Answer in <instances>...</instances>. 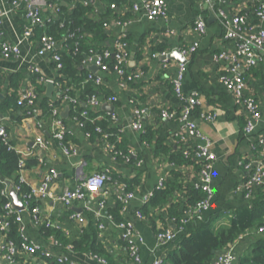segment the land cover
I'll return each mask as SVG.
<instances>
[{
    "label": "crops",
    "instance_id": "0c3cea01",
    "mask_svg": "<svg viewBox=\"0 0 264 264\" xmlns=\"http://www.w3.org/2000/svg\"><path fill=\"white\" fill-rule=\"evenodd\" d=\"M9 1L0 0V4L9 9ZM136 1L112 0L116 8H111L109 4L110 15L103 17L107 33L104 44L106 48H111L114 40L122 33L125 34L130 55L135 47L134 64L128 63V70L141 72L139 78L125 86L119 85V80L114 74H103L104 87L108 93L117 97V100L110 104L116 113V119L111 121V126L116 128L117 137L122 140L121 147L126 149L124 153L128 150L133 152L132 162L114 157L98 135L92 139L86 137L84 131L70 119L66 122L68 141L76 146V156L64 155L57 142L52 139L51 119L42 116L29 117L23 110L14 113L3 111L2 114L10 139L16 148L26 152V158L37 162L32 168L22 172L27 187L37 189L50 168L57 171L56 177L48 186L47 195L41 199L38 208L39 213L48 218L54 228L68 239L65 244L78 239L82 235V230L92 229L97 244H102L103 250L114 261H124L127 258L128 251L121 230L104 217L108 213L107 208H115L117 203L115 193L124 183L121 180H126L130 183L128 190L134 192L135 198L125 210L121 211L120 218L133 222L135 231L143 238L140 245L141 264H151L157 258L167 257L175 248V244L166 247L158 244L155 235L158 229L169 226L176 231L181 225L180 233H182L190 231L194 223V218L188 217L185 211L189 206L187 192L197 181V170L192 164H184L179 153L183 150H193L195 144L200 143L201 140L191 139L178 118L166 119L160 116L162 108L179 112L182 105L175 97L172 88V78L181 59L178 51L181 44L199 41V47L192 54L185 71L182 88L186 95H194L198 99L191 116L198 130L210 142V150L216 157L212 168L213 207L209 211L217 209L226 214L245 203L241 192L237 190L244 177L241 164L253 156L264 157V145H260L256 153L250 149V143L243 134L245 109L234 102L231 93L220 81L227 66L222 62H215L213 55L222 50L234 49V44L223 38V29L217 18L220 5L215 0H165L166 17L149 19L143 11H132V4ZM255 4L256 0H229L221 7L228 15L242 13L247 16L249 22L257 24L260 22L253 13ZM94 5L92 15L97 20L107 5L102 0L94 1ZM19 13H9L4 29L11 41H20L21 55L15 59L0 58V71L5 78L1 84L2 89L8 85L10 74L20 72L23 75L18 83V98L20 94L24 95L30 86L34 87L30 81L31 75L26 71L28 63L38 64L46 79L52 80L57 75L48 57L36 55L35 41L21 40L22 16ZM43 14L46 19L55 16L49 8H44ZM199 15L206 21V32L201 37L193 30L194 22ZM117 21H129V23L120 26ZM261 25L264 28V22ZM243 76L247 84V92L254 96L259 107L260 119L256 133L263 134L264 59L243 71ZM45 90L44 86V90L39 93L40 98H43L42 94ZM55 94L54 85L51 98H54ZM205 113H215L216 117L212 121L205 120L202 118V114ZM137 121L142 125L140 130L132 128V124ZM146 130L147 135H143ZM37 135L44 137L48 144L46 148H41L35 143ZM103 170L111 172V180L106 184L99 198L88 194L84 200H74L70 205L60 201L58 197L63 189L73 188L86 176ZM174 171L179 174L178 177L173 173ZM160 179L176 182L179 186L171 192L165 207H154L150 210L152 218L146 216L143 219L136 218V212L146 204L144 197L152 195L157 190ZM9 185L11 184L6 183V188ZM103 198L106 201L105 208L98 204ZM168 209L170 211H167ZM78 212L83 218L81 223L70 218L73 213ZM168 212L177 214L175 217H178V222L174 216L170 217ZM24 218L30 239L40 243L42 247L49 248L52 245L50 239L43 236L36 225H32L28 212H24ZM226 222V219L217 221L218 224ZM99 224H104V228L99 229ZM256 234V231H251L236 243L237 254L244 252L253 240L251 237ZM4 239L5 237L0 233V246ZM54 251L58 254H66L76 264H106L94 259L89 251L70 252L61 247L55 248ZM0 264L6 263L0 258ZM12 264L57 263L53 260L48 261L40 255L19 253Z\"/></svg>",
    "mask_w": 264,
    "mask_h": 264
},
{
    "label": "built area",
    "instance_id": "2783aa9c",
    "mask_svg": "<svg viewBox=\"0 0 264 264\" xmlns=\"http://www.w3.org/2000/svg\"><path fill=\"white\" fill-rule=\"evenodd\" d=\"M60 0H10V8L7 9L0 4V58L1 59H15L20 57L21 48L20 41L13 42L7 36L4 29V23L9 13L16 12L22 16L23 25L21 26V40H32L34 36V29L45 25L46 21L52 20L58 17L60 13L59 3ZM100 1V0H92ZM220 6L217 11L218 21L223 29L224 40L231 41L234 44L232 50H222L213 55L215 62H222L226 64V72L221 77L220 81L227 91H229L234 99V102L238 105H242L245 109V124L243 126V134L250 143V149L256 153L260 145H264V132L263 134H257V124L260 119V112L258 103L254 96L247 92V84L243 76V71L250 69L257 63L264 59V28L261 25L264 22V0H256V4L253 9L255 17L260 23H251L247 20V16L242 13H234L228 15L221 7L229 0H215ZM111 8H116L114 3L110 4ZM49 8L55 14L54 18L46 19L43 14V9ZM132 11H143L149 19H155L157 17H166L167 8L165 0H137L132 4ZM129 21H117L120 26H126ZM106 25V24H104ZM64 25L61 24V27ZM194 32L197 36H202L206 32V21L203 16H197L194 26ZM79 30L68 32L64 41L74 39L75 50H77ZM125 34H121L117 37L111 48H105L102 50L89 49L83 56L81 61L82 66L94 65L97 67L95 74H88V78L92 79L94 83L100 84L103 82V74L112 73L119 80L120 86H125L130 82H133L140 77L141 72L139 70H128V63L130 60V54L128 50V42L124 39ZM36 42V55L42 57H48L51 62L55 63L54 70L58 73L62 67L61 59L58 53V49H63L66 45L63 43L56 42L51 36L42 35ZM199 47V41L194 40L190 43H183L178 47L180 54V61H178L175 74L172 78V88L175 97L181 102V108L179 112L171 111L166 108L160 110V116L166 119L178 118L179 121L187 129V134L191 139H200L201 142L195 144L193 150H183L182 154L185 158H191L193 161L199 164L197 171V181L193 183V188L202 194V197L192 205L188 206L185 213L188 217L194 218L195 216L202 215L204 212L209 211L213 207L214 198V186L212 168L216 159L214 153L210 150V142L201 134L197 128L196 122L192 119V112L198 104V99L194 95H186L182 88L183 78L187 69L189 60ZM26 71L30 75H37L38 81L45 82V75L42 73L41 68L38 64L30 62L26 66ZM0 71V75H1ZM54 83L57 89L60 84L56 78L50 80ZM68 89H64L59 93L55 94L51 100L59 99L62 103H67L75 106L80 100L76 96L67 94ZM40 94L35 90L34 87L30 86L24 95H19L17 98V104L24 107V113L26 116H39ZM117 100L116 95H112L105 100L106 103H114ZM104 101L101 100L99 95H90L84 102V105L90 109L97 110L101 107ZM64 108L60 106L52 107L53 117L50 120V133L53 140H55L64 155L76 156L77 148L70 141L65 138L68 132V126L62 121L60 116L61 111ZM110 117V121L116 119V113L107 112ZM81 116L87 118L86 110L80 113ZM216 117L215 113L202 114V118L208 121L214 120ZM95 119V118H94ZM72 121L82 129L83 123L73 117ZM132 128L140 130L142 125L139 121L132 124ZM96 133L101 134L102 141L105 142V147L110 152L114 150L113 144L107 141V133H105L101 127L96 126L94 128ZM86 137H90L89 132L84 131ZM0 141L9 148H14L21 157L18 162L20 168V181L26 184V180L22 174L24 171V159L26 158V152H22L16 148L15 145H10V135L5 123V118L0 111ZM41 148L48 146L43 136L37 135L35 138ZM114 154L122 156L125 161H129V156L133 155L131 150L127 153L123 151H114ZM115 157V156H114ZM242 170L244 171L243 181L237 190L241 192L245 201L253 199L255 191L264 185V157L253 156L251 159H247L241 164ZM57 171L50 168L48 172L43 176L42 181L36 188H31L30 193L23 194V210H15L11 206L10 199L6 200L0 205V233L5 237L3 244L0 246V258L8 264L14 262V258L19 253H27L40 255L48 261H54L57 264L68 263L76 264L66 254H58L54 251L55 248L61 247L66 251H74L72 244H63L56 238H50L52 247H42L40 243L34 242L28 235V226L24 218V212H28L31 218L32 225H37L41 217H39V208L37 206L32 207L31 210H27L26 205L29 204L30 195H35L43 199L48 193V186L52 180L56 177ZM110 176L108 170L100 172H94L86 176L80 183L75 185L73 188H65L59 195V199L65 205H70L72 201H82L86 196L92 195L98 198L102 194V190L109 182ZM164 186V179H160L157 185V189ZM120 188L115 193V200L122 204V211L126 209L129 203L135 198L133 191H128L126 186L121 184ZM19 187H17V190ZM7 191L6 186L1 190L4 194ZM8 192V191H7ZM152 195L144 197V203H147ZM102 208L106 207V201L100 199L98 202ZM105 219L113 223L118 229L121 230V236L126 242L128 256L130 264H141L142 258L140 254V245L143 238L137 234L134 228V224L129 220L116 221L114 216L110 213L104 215ZM143 214L140 211L136 212V218L143 219ZM11 218L12 221H9ZM71 219L83 222V218L80 213H73L70 216ZM11 222L17 226V241L8 239L5 231L11 225ZM46 225L54 227L52 222L46 218ZM99 229L104 228V224L98 225ZM181 225L176 231L171 229L169 226L160 228L156 232V240L161 247L169 246L170 244L177 243V237L181 231ZM257 233H264V225L257 229ZM245 235H241L233 243L225 247L220 251L212 264H238L239 257L243 254H237L235 245ZM252 241H250L251 243ZM249 243V244H250ZM90 255L105 263L104 260L98 258L96 255L90 253ZM164 258H157L153 260L151 264H162Z\"/></svg>",
    "mask_w": 264,
    "mask_h": 264
},
{
    "label": "trees",
    "instance_id": "16d2710c",
    "mask_svg": "<svg viewBox=\"0 0 264 264\" xmlns=\"http://www.w3.org/2000/svg\"><path fill=\"white\" fill-rule=\"evenodd\" d=\"M63 1L65 5H60V13L58 17L52 20L46 21L45 25L37 27L34 29L33 41H37L40 36L48 35L51 36L56 42L63 43L66 46L63 49H58V53L61 59L62 67L59 69L56 79L60 86L56 89V94L64 89L67 90V94L71 96H76L79 98V102L73 106L67 103H62L59 99L51 100V98H40L39 107L40 115L43 118L51 119L52 107L60 106L64 108L68 107V114L66 118H62V121L66 124L67 120H72L73 117H77L83 123L82 130L90 133V138L98 135L99 139L102 140V136L96 133L94 128L96 126L101 127V129L107 133V141L113 144L114 151H125L122 148V140L117 137L116 128L111 126V121L109 114L103 112L101 109L93 110L84 105V102L90 95L96 94L101 97V100L105 102L108 97L114 95L108 93V90L104 87V82L100 84L94 83L92 79H89L88 74H95L88 70L85 66L81 65L83 56L87 53L89 49L102 50L106 48L104 45L106 43L107 33L104 28V19L106 15H110L108 10L109 4L112 0H102L104 4L107 5L100 13V17L96 20L92 13L94 12V1L92 0H60ZM61 24L64 26L61 27ZM23 25V20L21 26ZM79 30L77 33L78 44L77 50H75L74 39L64 41L66 34L71 31ZM128 41L127 37L124 38ZM54 67L55 63L51 62ZM23 75L20 72H15L10 74L8 78V85L4 89L1 88V84L4 82L3 75H0V111L17 112L18 110H23L22 105L17 104V92L18 83L22 79ZM30 81L33 84L35 90L41 93L44 90V83L38 81L37 75H31ZM3 90V91H2ZM102 95V96H101ZM86 110L87 118L80 115L82 111ZM100 119H98V117ZM95 118V119H94ZM149 134V133H148ZM147 135V130L143 133ZM68 141V132L65 135ZM14 145L12 141L9 143ZM115 157L124 158L118 154H114ZM21 155L14 148H9L0 141V205L6 200L10 199L8 192L4 194L1 190L5 187V184L10 183L13 189L18 193L19 197L23 200V194L30 193V188L20 181V173L18 162ZM184 164H192L193 167L198 171L199 164L193 161L191 158L187 159L183 156L182 152L179 153ZM131 156H129V162H132ZM37 162L31 158L24 159L23 169L32 168ZM110 180L111 172L108 170ZM174 174H179L174 171ZM109 180V181H110ZM126 185L128 190L129 182L126 180H121ZM179 185L176 182L164 181V186L157 189L150 200L145 204L140 212L143 216L152 218V213L154 207L163 208L169 201V196L171 192L176 190ZM17 187L19 189L17 190ZM129 191V190H128ZM187 196L189 197V206L195 203L202 197L199 191L190 186ZM116 201V200H115ZM41 198L35 195H30L29 204L26 205L27 210H31L32 207L39 206ZM115 208H107L108 213L112 214L116 221H120V215L122 211V204L116 201ZM167 211H170L169 209ZM1 212V207H0ZM39 220L38 230L46 238H56L63 244L67 243L66 239L62 234L54 227L46 225V218L38 212ZM170 217L177 216V214L169 213ZM227 220L226 223L218 224L217 221L220 219ZM178 222V217L174 218ZM9 221H12L11 218ZM264 225V185L255 191V196L248 202L239 207L231 209L229 213H224V211L217 209L211 210L205 214L195 216L193 227L188 232H182L177 237V243L175 248L171 250L167 257L164 258L162 264H212V261L216 255L222 251L225 247L233 244L239 236L247 235L251 231H256L257 229ZM159 230V229H158ZM157 230V231H158ZM6 237L8 239H13L17 241V226L11 222L10 227L5 231ZM81 236L70 242L75 251H89L91 254L96 255L98 258L105 261L106 264H130L129 256L124 261L116 262L114 261L103 249L102 244H97L95 241L96 236L94 231L90 229L82 230ZM253 238L252 242L244 250L243 254L239 257L238 264H264V233H257ZM104 251V252H103ZM15 259V258H14ZM8 264V263H6ZM68 264V263H62Z\"/></svg>",
    "mask_w": 264,
    "mask_h": 264
},
{
    "label": "water",
    "instance_id": "95a60500",
    "mask_svg": "<svg viewBox=\"0 0 264 264\" xmlns=\"http://www.w3.org/2000/svg\"><path fill=\"white\" fill-rule=\"evenodd\" d=\"M63 4H64V2H61V5H63ZM134 56H135V47H133V49L131 51L130 61H129L130 65L134 64ZM86 68L93 73L97 71V67L94 65L87 66ZM44 86H45L46 90L42 94V97L51 98L53 91H54V83L50 80H46L44 82ZM100 109L105 110L109 113L114 111V107L112 105H110L109 103H106V102L102 103ZM67 114H68V107L66 106L63 109V111H61L60 116L62 118H66ZM7 191H8V194L10 196V202H11L12 208L15 210H23L24 209L23 203H22L21 199L19 198L18 193L13 189L12 185H9L7 187Z\"/></svg>",
    "mask_w": 264,
    "mask_h": 264
}]
</instances>
